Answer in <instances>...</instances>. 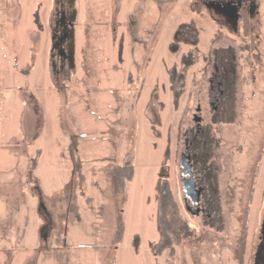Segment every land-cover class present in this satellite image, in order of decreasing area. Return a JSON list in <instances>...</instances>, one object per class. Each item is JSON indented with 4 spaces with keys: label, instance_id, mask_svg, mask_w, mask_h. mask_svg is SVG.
Segmentation results:
<instances>
[{
    "label": "rangeland",
    "instance_id": "rangeland-1",
    "mask_svg": "<svg viewBox=\"0 0 264 264\" xmlns=\"http://www.w3.org/2000/svg\"><path fill=\"white\" fill-rule=\"evenodd\" d=\"M72 1L74 64L56 72V0H0V264H264V0L245 32L199 0ZM223 60L213 111L207 76ZM185 138L203 187L196 214ZM128 161L122 204L110 173ZM161 166L188 235L154 256Z\"/></svg>",
    "mask_w": 264,
    "mask_h": 264
},
{
    "label": "flooded vegetation",
    "instance_id": "flooded-vegetation-1",
    "mask_svg": "<svg viewBox=\"0 0 264 264\" xmlns=\"http://www.w3.org/2000/svg\"><path fill=\"white\" fill-rule=\"evenodd\" d=\"M207 9L210 14L212 12L221 14L224 18H219L222 26L231 28V30L237 32L239 28L245 32L246 27L250 26L247 22H242L240 26V21L242 17L247 14L248 17L254 15L257 12L258 3L256 0H199ZM58 6L54 11V20L51 27V39H52V48L50 52L51 65L55 68L56 72H64L66 68H71L74 62V18H75V8L73 1L69 0H56ZM67 2V4H66ZM249 23V21H248ZM230 61L223 60L220 65L216 61H212L210 74L207 76V80L210 84V91L213 92L217 90V95L209 96V106L215 111L217 105L219 104V99L222 97L223 89L221 88L224 84L225 75L221 71H228ZM57 67V68H56ZM195 111L200 113L201 107L198 104ZM196 124L195 129L193 130L195 134H199L201 131V115H195ZM194 141L184 140V150L182 154L186 156V161L190 166V171L192 173V178L195 181L197 188L200 189L199 199L203 193V187L199 186L197 183H200L201 178L196 177V159L194 150ZM189 197L185 196L186 209L189 210L188 204ZM199 203V202H198ZM198 205V204H197ZM195 206V205H194ZM197 207V206H196ZM200 210V207H197Z\"/></svg>",
    "mask_w": 264,
    "mask_h": 264
},
{
    "label": "trees",
    "instance_id": "trees-1",
    "mask_svg": "<svg viewBox=\"0 0 264 264\" xmlns=\"http://www.w3.org/2000/svg\"><path fill=\"white\" fill-rule=\"evenodd\" d=\"M196 58L195 51H190L189 54L182 58V62L189 66L194 63ZM170 68L168 69L169 77L171 82L174 83L177 79L174 76L176 73L175 66ZM162 171L163 168L161 166L154 186V200L156 203L155 224L158 238L149 242V248L154 256L161 255L165 249L176 244L181 237L188 235L187 223L182 219H179L180 214L178 211V205ZM133 174L134 165L130 161L125 162L122 165H117L110 173L114 192L116 194L121 193L122 204H125L127 200V193L125 191L126 183L132 180ZM120 211L121 213L119 214L120 216L118 217L115 231V239L117 242L122 240L124 231V215L122 209ZM138 244V236L135 235L133 239L135 249L138 247Z\"/></svg>",
    "mask_w": 264,
    "mask_h": 264
},
{
    "label": "water",
    "instance_id": "water-1",
    "mask_svg": "<svg viewBox=\"0 0 264 264\" xmlns=\"http://www.w3.org/2000/svg\"><path fill=\"white\" fill-rule=\"evenodd\" d=\"M180 166L182 167L181 174H182V189L185 193L186 197H189L192 201L193 205L196 206V204L199 201V193L200 189L196 187V183L192 178V173L190 171V166L188 162L186 161V156L184 154H181L180 157ZM198 213V208L196 207L195 210L192 211V214Z\"/></svg>",
    "mask_w": 264,
    "mask_h": 264
}]
</instances>
